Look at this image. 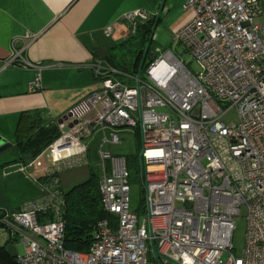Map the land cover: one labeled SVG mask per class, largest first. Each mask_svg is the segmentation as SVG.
Returning a JSON list of instances; mask_svg holds the SVG:
<instances>
[{
    "label": "built area",
    "instance_id": "2783aa9c",
    "mask_svg": "<svg viewBox=\"0 0 264 264\" xmlns=\"http://www.w3.org/2000/svg\"><path fill=\"white\" fill-rule=\"evenodd\" d=\"M181 7L192 18L171 41L197 62V74L169 48L133 75L94 60L102 89L58 122V136L43 151L50 161L44 176H28L18 166L39 190L18 211L0 216L2 232L17 233L26 244L18 264H152L151 243L160 252L155 264H264V0H183ZM150 19L145 10H133L122 17L127 29L118 31L113 22L102 33L127 37ZM21 52L4 65L39 68ZM118 74L135 84H124ZM38 86L33 81L30 89ZM230 109L236 123L223 120ZM91 110L94 117L84 118ZM75 123L84 137L98 131V188L112 216L94 223L85 252L64 246L60 173L88 153L83 136L68 129ZM124 127L136 128L141 138L140 177L147 185L141 219L130 207L125 156L105 149L122 143L117 130ZM241 206L246 238L243 255L235 257L230 251Z\"/></svg>",
    "mask_w": 264,
    "mask_h": 264
},
{
    "label": "crops",
    "instance_id": "0c3cea01",
    "mask_svg": "<svg viewBox=\"0 0 264 264\" xmlns=\"http://www.w3.org/2000/svg\"><path fill=\"white\" fill-rule=\"evenodd\" d=\"M182 2L0 0V139L9 144L0 150L5 183L18 175L29 182L32 196L39 195L38 188L17 170L18 166L23 165L28 176L41 179L50 162L44 165L41 155L58 136L59 120L75 104L102 89L101 80L91 69L92 62L102 59L118 68L110 59L117 58L114 50L122 38L105 37L103 28L117 22V30H125L128 24L122 20L124 14L145 10L154 18L163 4L151 41L162 51L171 33L192 18L191 11L182 9ZM15 50H22L24 60L39 68L4 65ZM151 51L157 55L150 45ZM33 81L39 86L31 90ZM94 114L95 110H91L85 118L92 119ZM68 129L85 140V129L80 124H71ZM91 174L95 173L85 161L64 169L60 173L64 193ZM26 201L14 211L0 203V216L18 211ZM25 250L26 244L17 233L8 236L0 228V264H18L17 257Z\"/></svg>",
    "mask_w": 264,
    "mask_h": 264
},
{
    "label": "rangeland",
    "instance_id": "374dc122",
    "mask_svg": "<svg viewBox=\"0 0 264 264\" xmlns=\"http://www.w3.org/2000/svg\"><path fill=\"white\" fill-rule=\"evenodd\" d=\"M261 22H262L261 18L254 19L255 24ZM124 38L126 39V37H123L122 39ZM127 47H129L127 42L123 44L121 47L116 46L114 53L117 57L116 58L117 60H115V63L117 65L125 66V68H120V69L127 74L133 75L135 73L131 71L132 69V65L130 63L131 57L130 54L128 53ZM151 48L152 49L155 48L157 55H159L161 51V47L157 48L155 46V43L152 42ZM164 48H169L177 57L182 59L185 65L187 66V68L192 73L197 74L200 71V67L197 64V62L191 57V55L186 51L185 47L181 43L179 42L172 43L171 40H168V42L164 44ZM151 59L153 58H151V56L147 54L143 64L144 68L147 66V64ZM143 70L141 73L142 77H144L145 75ZM116 77L124 84L127 85L135 84L134 79H131L124 75L118 74ZM157 110H161V109L157 108ZM223 120L226 123H230V122L236 123L237 122L236 111L234 109H230L227 112V114L224 116ZM117 131L119 132V136L120 139L122 140V143L117 146L107 145L105 146V149L111 151L113 154H119L125 156L127 171L129 173L130 207L131 210L134 211L141 219L144 215L147 214V210L145 203V188L140 177L139 149L141 145V138H140L139 130L133 127H124L118 129ZM84 142L88 146V157L85 159V165H87V168H90L91 171L95 173L97 177L100 178L102 172H101V164L99 161V156L97 153L99 147L98 131H95L93 134L86 136ZM41 161L44 165H46L45 164L46 161L49 162L47 152H42ZM47 165L45 167L49 166ZM107 169L109 170L108 164H107ZM79 172H83V171L79 170ZM2 175H3V170L0 167V203H5L6 209L14 211L23 201L37 197V196H32L33 194L30 193V187H29L30 185L29 182L26 181V179H23L22 177H19L17 175L12 178H8L7 182L5 183V179L2 178ZM23 176H25V174H23ZM27 180L29 179L27 178ZM177 206H180V204L177 203ZM234 226L235 227L232 235V250L230 252L235 257H241L243 255V250L245 246L246 226H247L245 206H241L239 214L234 217ZM226 258H227L226 255L223 256L221 258V261H225ZM149 261L152 264H155L156 262L151 252L149 253Z\"/></svg>",
    "mask_w": 264,
    "mask_h": 264
},
{
    "label": "trees",
    "instance_id": "16d2710c",
    "mask_svg": "<svg viewBox=\"0 0 264 264\" xmlns=\"http://www.w3.org/2000/svg\"><path fill=\"white\" fill-rule=\"evenodd\" d=\"M154 20L155 17L143 24H139L134 34L127 36L126 39L119 40L117 44L118 47H121L126 42L129 45L127 49L131 57L130 63L133 73H137L138 71L139 63L151 33ZM115 60H117L115 57L110 59L118 68H125L123 65H117ZM64 196V246L74 251L85 252L91 241L92 226L94 223L103 218L112 220V216L106 213L102 206L97 175L91 174L84 182L65 191Z\"/></svg>",
    "mask_w": 264,
    "mask_h": 264
},
{
    "label": "water",
    "instance_id": "95a60500",
    "mask_svg": "<svg viewBox=\"0 0 264 264\" xmlns=\"http://www.w3.org/2000/svg\"><path fill=\"white\" fill-rule=\"evenodd\" d=\"M162 6H163V4H161V6H160V8H159V11L157 12V14H156V16H155V20H154V23H153V25H152L151 33H150V35H149L148 41H147V43H146V46H145V48H144V51H143V54H142V57H141V60H140V63H139V67H138V71H137V73L140 72V70H141V68H142V66H143V64H144V61H145V59H146L147 54H149V55L151 56V58L155 57V53H154V52H152V51L149 52V45H150V43H151V40H152V37H153L154 31H155V28H156L157 22H158V20H159V18H160V14H161V12H162ZM63 119H64V118H63ZM63 119H60L59 122L62 121ZM8 145H9V144H5L4 140L0 139V150H2L3 148L7 147ZM143 185H144V188H145V191H146V189H147V185H146V183L143 182ZM151 252H152V254H153V256H154L155 259H157L158 256L160 255V252L158 251V249L156 248V246L153 245L152 243H151Z\"/></svg>",
    "mask_w": 264,
    "mask_h": 264
}]
</instances>
